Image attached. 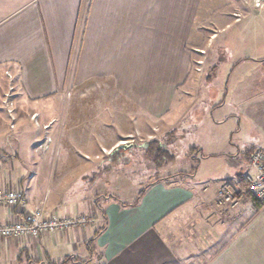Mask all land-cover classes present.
<instances>
[{
	"label": "crops",
	"instance_id": "1",
	"mask_svg": "<svg viewBox=\"0 0 264 264\" xmlns=\"http://www.w3.org/2000/svg\"><path fill=\"white\" fill-rule=\"evenodd\" d=\"M203 10L204 0H0V81L9 72L19 98L30 102L63 91L70 81L111 82L127 96L146 98L150 117L165 118L178 90L196 79L193 53L216 36L201 43ZM242 11L246 16L224 31L264 17V10ZM240 49V61L251 69L238 73L231 63L227 78L233 89L225 94L232 101L201 111L228 108L233 123L229 127L227 115L218 121L203 117L193 126L212 123L211 138L196 143L194 174L170 173L129 191L119 183L113 190L122 198L104 199L101 211L95 200L69 208L61 199L46 204L45 196H34L26 186L29 179L22 181L17 187L27 192V203L13 210L0 205V224L21 222L44 204L46 215L88 223L0 241V264L60 263L70 256L76 262L68 264H264V208L246 199L229 218L216 215L218 189L238 193L250 173V154L264 151V28L245 29ZM220 240L222 249L211 255ZM81 248L84 261L76 256Z\"/></svg>",
	"mask_w": 264,
	"mask_h": 264
},
{
	"label": "rangeland",
	"instance_id": "2",
	"mask_svg": "<svg viewBox=\"0 0 264 264\" xmlns=\"http://www.w3.org/2000/svg\"><path fill=\"white\" fill-rule=\"evenodd\" d=\"M247 7L264 10L255 8L253 0H204L202 29H199L201 43L216 36L210 45L204 44L202 50L193 53L192 69L196 79L176 91L175 106L165 118L150 117L144 110L146 98L127 96L126 92L117 91L111 82L83 81H70L63 91L32 102L19 98V91L10 102L14 112L9 116L2 102L9 87L5 82L9 72L4 73V81H0V189L20 188L17 186L29 179L30 184L26 186L32 187L34 196H45L46 204L50 205L61 199L69 208V204L75 206L80 200L92 205L98 195H115L113 189L119 183L129 191L141 189L170 173L194 174L193 158L200 153L196 143L211 138L209 119L218 121L220 116L228 115L229 127L233 123L228 108L223 113L201 111H216L221 102L232 101L225 94L233 89L234 81L228 82L227 78L232 72L231 63L237 65L238 73H248L251 69L240 61V40L245 29L254 33L261 31L264 17H251L223 30L228 23L245 17L242 9ZM198 75H204L202 80ZM32 109L38 114L32 113ZM203 117L209 119L196 130L193 126ZM153 140L167 145L171 153L176 154V161L160 160L161 166L155 167L156 160L143 149ZM123 146L126 148H120ZM115 152H118L117 159L110 161L109 157ZM116 177L121 179L115 183ZM236 196L238 203L221 204L217 194L219 219L229 218L243 200H249V197ZM98 200L104 199L99 197ZM42 207L38 208L47 210L45 204ZM222 246L220 240L211 255ZM82 252L84 248L76 254L79 261H84Z\"/></svg>",
	"mask_w": 264,
	"mask_h": 264
},
{
	"label": "built area",
	"instance_id": "3",
	"mask_svg": "<svg viewBox=\"0 0 264 264\" xmlns=\"http://www.w3.org/2000/svg\"><path fill=\"white\" fill-rule=\"evenodd\" d=\"M254 7L264 9V0H253ZM8 91L2 100L9 116H13L11 101L15 93L18 92V86L9 74ZM16 91V92H15ZM250 173L246 176V189L239 191V197L255 198L261 206L264 207V151L257 148L249 157ZM218 201L221 204L238 203V197L227 186L220 188ZM27 203V192L20 188L4 191L0 189V205H5L10 209H15ZM88 221L85 218L58 217L56 215H46L44 210L36 208L26 216L25 220L14 224H0V241L10 240L20 237L38 238L40 235L53 234L57 230L85 225Z\"/></svg>",
	"mask_w": 264,
	"mask_h": 264
},
{
	"label": "trees",
	"instance_id": "4",
	"mask_svg": "<svg viewBox=\"0 0 264 264\" xmlns=\"http://www.w3.org/2000/svg\"><path fill=\"white\" fill-rule=\"evenodd\" d=\"M143 149L146 151L147 156H151V158L156 160L155 161L156 163L154 162V164L156 165L155 167H160L161 166L162 162H160V160H162L164 162H175L176 161V154L171 153L172 151L169 149V147L167 145L163 144L162 142L158 141V140H153V141L148 142L147 144L144 145ZM117 153L118 152H115V153L111 154V156L109 157L110 161L114 162V160L117 159ZM245 182H246V180L243 179L242 183L244 184ZM243 188H246V185L243 186ZM115 195H113V193H112L110 196H106L105 194L96 196L97 209L101 211L100 206H99L100 205V201L98 200L99 197H100V199L112 198V199L120 200V198H116ZM142 196H143V192L140 193L139 197H142ZM248 199L251 200L252 203L255 204V206H258V207L261 206L259 204V202L255 198H253L252 196H250ZM137 203L138 202H135L132 205L135 206V205H137ZM104 229H105V226H103L100 231H103ZM97 236L98 235H96L95 237H97ZM72 262H76V259H75V257L70 256V257L66 258L64 261L60 262V263H51V264H68V263H72Z\"/></svg>",
	"mask_w": 264,
	"mask_h": 264
},
{
	"label": "water",
	"instance_id": "5",
	"mask_svg": "<svg viewBox=\"0 0 264 264\" xmlns=\"http://www.w3.org/2000/svg\"><path fill=\"white\" fill-rule=\"evenodd\" d=\"M120 148H126L125 146H123V147H120Z\"/></svg>",
	"mask_w": 264,
	"mask_h": 264
}]
</instances>
